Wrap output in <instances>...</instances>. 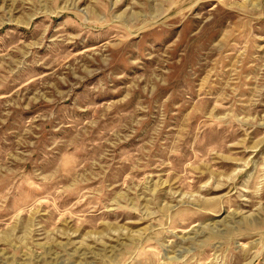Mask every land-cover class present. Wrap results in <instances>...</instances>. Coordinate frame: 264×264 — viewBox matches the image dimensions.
Here are the masks:
<instances>
[{
  "label": "rangeland",
  "instance_id": "obj_1",
  "mask_svg": "<svg viewBox=\"0 0 264 264\" xmlns=\"http://www.w3.org/2000/svg\"><path fill=\"white\" fill-rule=\"evenodd\" d=\"M0 264H264V0H0Z\"/></svg>",
  "mask_w": 264,
  "mask_h": 264
}]
</instances>
